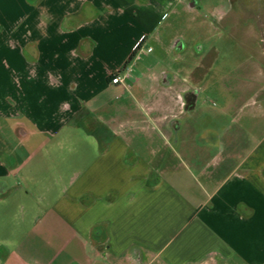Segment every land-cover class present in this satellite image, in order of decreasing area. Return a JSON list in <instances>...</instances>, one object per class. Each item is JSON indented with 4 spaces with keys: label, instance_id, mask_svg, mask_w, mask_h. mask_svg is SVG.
<instances>
[{
    "label": "crops",
    "instance_id": "obj_1",
    "mask_svg": "<svg viewBox=\"0 0 264 264\" xmlns=\"http://www.w3.org/2000/svg\"><path fill=\"white\" fill-rule=\"evenodd\" d=\"M0 264H264V0H0Z\"/></svg>",
    "mask_w": 264,
    "mask_h": 264
},
{
    "label": "rangeland",
    "instance_id": "obj_2",
    "mask_svg": "<svg viewBox=\"0 0 264 264\" xmlns=\"http://www.w3.org/2000/svg\"><path fill=\"white\" fill-rule=\"evenodd\" d=\"M235 6H236V3H235ZM235 6H233L232 8V15L230 16V18H224L219 26H215L216 25V22L214 23V26L217 27L218 29H221L223 28L224 31H226L228 28H230V26H232V23L233 20H235L237 22V24L239 25L238 26V32L236 35V37L234 39H228L226 41V37L223 41V39H221V42L223 41L225 44L227 42V45L228 44H231L230 40H232V44H235L236 48H235V52H236V60H238V62H240L241 64L244 62V56L246 55V47L248 45H251V41H249L248 37L243 35V30H245V28H247L248 26V22H247V17L245 16V14H243V8L241 5H239V9L236 10ZM244 8L246 9V6H244ZM240 10L241 13H238V11ZM207 16V13L203 10H200V8L197 9V11L195 13L192 14V17H191V20L190 21H186L185 23V28L184 27H179L176 23H174V27L173 30H179L180 31H183V28L184 30H192V29H196L198 28L199 26V22L201 23L202 20H204ZM213 26V27H214ZM226 28V29H224ZM242 32V33H241ZM259 37L255 40L257 44H259ZM226 41V42H225ZM254 43V41H253ZM221 44V43H220ZM223 44V43H222ZM235 56V54H234ZM245 66L241 68V70H243V78L245 79L244 83L240 86V89L243 91L242 94L243 96L244 95H247L248 94V90H251L255 87V83L253 81H250L248 80V78H253L251 80H254L256 79L255 78V75H256V71H255V67H253V65H247V64H244ZM247 77V78H246ZM257 77V76H256ZM225 92H223L222 94H224ZM220 98V97H219ZM222 99V97H221ZM211 104H215L214 101L210 100L209 101Z\"/></svg>",
    "mask_w": 264,
    "mask_h": 264
},
{
    "label": "built area",
    "instance_id": "obj_3",
    "mask_svg": "<svg viewBox=\"0 0 264 264\" xmlns=\"http://www.w3.org/2000/svg\"><path fill=\"white\" fill-rule=\"evenodd\" d=\"M148 51H150V48H148ZM121 81V77L119 76V74H115L112 78H111V82L112 83H119ZM23 186H26L27 183L23 182L22 183ZM18 187L15 188V190H17Z\"/></svg>",
    "mask_w": 264,
    "mask_h": 264
},
{
    "label": "trees",
    "instance_id": "obj_4",
    "mask_svg": "<svg viewBox=\"0 0 264 264\" xmlns=\"http://www.w3.org/2000/svg\"><path fill=\"white\" fill-rule=\"evenodd\" d=\"M132 57V56H131ZM129 60H130V58H129Z\"/></svg>",
    "mask_w": 264,
    "mask_h": 264
}]
</instances>
